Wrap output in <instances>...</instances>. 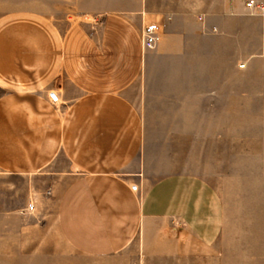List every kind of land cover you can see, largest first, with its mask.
<instances>
[{"label":"crops","instance_id":"0c3cea01","mask_svg":"<svg viewBox=\"0 0 264 264\" xmlns=\"http://www.w3.org/2000/svg\"><path fill=\"white\" fill-rule=\"evenodd\" d=\"M88 11L65 34L35 10L0 15V218L29 227L35 214L55 229L49 243L0 232V264L71 254L75 264H168L193 238L218 245V233L186 227L192 172L180 161L209 127L231 128V96H260L264 110V13L241 0H113ZM152 21L161 38L144 47ZM64 73L75 94L59 115L47 92ZM161 176L169 221L183 230L160 231Z\"/></svg>","mask_w":264,"mask_h":264},{"label":"rangeland","instance_id":"374dc122","mask_svg":"<svg viewBox=\"0 0 264 264\" xmlns=\"http://www.w3.org/2000/svg\"><path fill=\"white\" fill-rule=\"evenodd\" d=\"M110 3L113 0H0V15L13 10H35L65 34L78 19L91 18L90 8ZM70 86L64 73L48 89L49 102L59 115L65 114L74 98ZM225 114L209 112L208 116L210 120L216 115L221 119ZM221 130L228 134L222 136ZM207 136L206 144H191V151L196 149L192 159L180 161L192 172V218L186 227L193 235L203 233L206 237L218 233V245L213 239L193 238L191 253L177 258L176 262L169 258L168 264H264V110L261 97L231 96V128L209 127ZM56 159L59 164L68 161L62 151ZM125 176L132 182L136 180L131 173ZM160 178V231L183 230V223L176 222L174 227L169 221L167 176ZM27 222L23 217H2L0 232L28 230L50 242L55 229L51 224L46 225V218L33 214L29 221L31 226L28 227ZM82 263L85 259H81ZM64 264H75V254L65 255Z\"/></svg>","mask_w":264,"mask_h":264},{"label":"built area","instance_id":"2783aa9c","mask_svg":"<svg viewBox=\"0 0 264 264\" xmlns=\"http://www.w3.org/2000/svg\"><path fill=\"white\" fill-rule=\"evenodd\" d=\"M250 12L264 13V0H241ZM141 41L144 47H154L161 38V26L158 21L145 24L141 29ZM34 209V204L29 202L27 210Z\"/></svg>","mask_w":264,"mask_h":264}]
</instances>
